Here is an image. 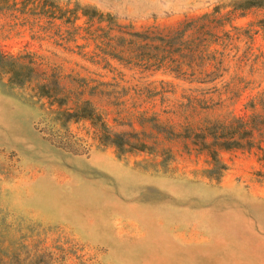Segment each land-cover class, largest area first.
<instances>
[{
    "label": "rangeland",
    "instance_id": "374dc122",
    "mask_svg": "<svg viewBox=\"0 0 264 264\" xmlns=\"http://www.w3.org/2000/svg\"><path fill=\"white\" fill-rule=\"evenodd\" d=\"M237 1L0 0V53L34 69L22 86L0 69L6 264H264L261 153L218 150V177L202 142L212 123L264 121V9ZM77 7L107 19L68 23ZM40 85L147 150L120 158L91 121L62 126Z\"/></svg>",
    "mask_w": 264,
    "mask_h": 264
},
{
    "label": "trees",
    "instance_id": "16d2710c",
    "mask_svg": "<svg viewBox=\"0 0 264 264\" xmlns=\"http://www.w3.org/2000/svg\"><path fill=\"white\" fill-rule=\"evenodd\" d=\"M36 2L37 7H43L46 3L43 0H33ZM234 12H241L243 14L249 12L252 9H264V0H238L232 5ZM78 10L82 11V16L88 20V22H94L98 20L100 23L105 22L107 17H104L102 14H99L96 10L91 8L80 9L77 7L76 10L72 12V17L67 19L68 23H74L77 20ZM51 20L54 21L59 19V17H55L53 13H50ZM210 15H205L203 19H208ZM111 19V17H108ZM192 30V24L186 26L178 36L180 38L184 37L186 33ZM209 35V34H207ZM115 50V49H114ZM187 54L181 56L180 59L188 60L190 62L193 61L195 54L197 52L196 49L188 48ZM180 51L170 52L166 59L170 62L172 66H176V69L173 70V73L177 74L179 77L187 76V72L182 71L181 66L182 63L176 57ZM115 58L124 61L122 57L114 56ZM157 62V57H152L150 61ZM20 60L15 56H9L0 53V69L8 70L16 85L22 86L33 80L34 69L30 65H25L19 62ZM163 66V60L162 62ZM194 76V73L190 75ZM38 96L43 99L46 98L48 100L49 105V114L52 116H56V121L62 126L67 125L72 121H91L99 130V134L97 136L98 142L100 146L103 147H114L117 150V153L120 158L131 153L132 151L137 152H145L147 150L146 145L143 143L131 144L125 142L124 135H116L112 134L107 125L103 122V119L96 114L95 109L89 102H85L79 106H77L73 111H66L62 108L66 105L67 99L61 98L60 95L54 89H50L46 85H40L37 87ZM256 133H259L258 138L260 139L256 142ZM210 137L213 142L205 144L206 139ZM203 149L209 152V155L213 161V169L210 171V174L214 176H222L224 172H226L227 167L218 159V150L229 151L233 149H245L247 151H253L257 149L259 153H261V157H259V161L264 168V121H257V118H252L250 122H246L244 119H234L230 125L215 122L212 123L207 129V134L202 137ZM257 176H261L264 178V173H258ZM2 247V244H0ZM3 248V247H2ZM2 248H0V264L5 263V256L3 254ZM15 263V262H13ZM12 263V264H13Z\"/></svg>",
    "mask_w": 264,
    "mask_h": 264
}]
</instances>
